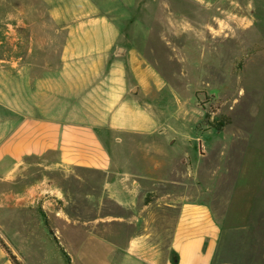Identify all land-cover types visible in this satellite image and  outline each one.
<instances>
[{"label":"rangeland","instance_id":"1","mask_svg":"<svg viewBox=\"0 0 264 264\" xmlns=\"http://www.w3.org/2000/svg\"><path fill=\"white\" fill-rule=\"evenodd\" d=\"M8 1L0 53L39 58L47 115L94 126L146 177L134 209L82 172L50 177L53 211L0 199V264H165L180 200L212 209L215 264H264V0Z\"/></svg>","mask_w":264,"mask_h":264},{"label":"crops","instance_id":"2","mask_svg":"<svg viewBox=\"0 0 264 264\" xmlns=\"http://www.w3.org/2000/svg\"><path fill=\"white\" fill-rule=\"evenodd\" d=\"M1 1L5 0H0V8ZM18 27L28 28L23 20L12 26L13 31ZM36 57L29 52L0 53V199L10 202L13 209L33 200L53 211L55 201L49 193L55 184L50 177H77L82 172L104 178L103 203L136 208L142 201L138 200L137 181L146 176L142 171L133 175L114 164L110 148L94 126L70 116L47 115L46 110L53 107L47 99L48 74L45 68L32 65L39 60ZM32 172L42 175L34 185L30 183ZM79 220V216L71 219L76 227ZM222 239V229L208 204L180 200L165 264H215Z\"/></svg>","mask_w":264,"mask_h":264},{"label":"water","instance_id":"3","mask_svg":"<svg viewBox=\"0 0 264 264\" xmlns=\"http://www.w3.org/2000/svg\"><path fill=\"white\" fill-rule=\"evenodd\" d=\"M123 53H124V49H122V48H117V49H116L115 54H116L117 56H121Z\"/></svg>","mask_w":264,"mask_h":264},{"label":"trees","instance_id":"4","mask_svg":"<svg viewBox=\"0 0 264 264\" xmlns=\"http://www.w3.org/2000/svg\"><path fill=\"white\" fill-rule=\"evenodd\" d=\"M10 259H11V261H12L13 264H19V263L16 262V260H15L14 257L10 256Z\"/></svg>","mask_w":264,"mask_h":264}]
</instances>
